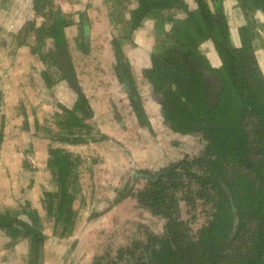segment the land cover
Returning a JSON list of instances; mask_svg holds the SVG:
<instances>
[{
	"label": "rangeland",
	"instance_id": "374dc122",
	"mask_svg": "<svg viewBox=\"0 0 264 264\" xmlns=\"http://www.w3.org/2000/svg\"><path fill=\"white\" fill-rule=\"evenodd\" d=\"M77 1L80 0H49L46 8L48 15L45 16L42 10L39 12L33 8L31 0H0V72L5 79L2 85L4 95L1 118H8L6 123L0 121V213L7 211L29 222L27 214L31 212L33 204L38 221L36 227L44 236L43 264H85L96 253L111 252L128 240L134 241L140 236L144 238L147 231L160 233L164 220L146 215L128 197L134 188L136 165L131 160L133 153L136 152V160L139 158L137 156L142 158L136 167L147 168L154 173L166 161L158 159L146 163V156L167 152L178 158L199 150L196 139L188 136L174 137L175 141H169L173 135L166 131L167 126L160 120L148 85L143 84L142 80L137 79L141 99L145 101L150 116L156 115L157 128L164 134L166 132L168 139L154 142L146 133L143 134V140H140L137 136L139 127L127 119L130 114L127 108L120 105L111 108L114 103L110 101L117 97L119 91L115 89L109 72H106L109 67L114 68L115 64L112 56L114 46L110 40L114 36H121V48L133 65L138 66V62L144 60L149 45L160 35L159 31L162 34L169 26L165 17L161 19V26L157 25V18L146 17L138 28L129 33V24L125 22H128V13L136 1H105L109 7L103 6L101 0H81L80 4ZM86 1L90 2L85 8L91 23L88 27L83 23L81 31L78 18L80 13L77 10L83 8ZM186 1L191 4L192 0ZM223 1L225 3L222 7L228 19L232 40L236 43V30L246 19L236 6V0ZM211 6L221 7L213 2ZM57 9L65 14H61L62 20L58 22L70 19L73 25L65 29L64 35L80 82L85 78L89 92L99 98L98 103L106 106V112L115 119L116 122L110 119L114 124L107 123V129L112 130L116 125L118 129L127 131L119 135L118 140L115 137H102L97 132L99 125L90 118L86 123L92 128L78 125L80 121L77 118L84 114L75 110V93L64 88L60 71L47 51L55 43V35L44 38L49 26L58 23L53 13ZM253 16L260 32L254 43L255 55L264 75V19L259 12ZM203 47L205 51L213 53L210 42L204 43ZM16 72H19L18 78H12ZM44 72L53 82L49 83L48 75L45 78ZM134 72L136 78L138 68H134ZM53 99L61 102L63 108ZM65 109L73 112L69 113ZM21 113L24 116L20 117ZM16 114V117H10ZM145 147L150 148L149 151ZM55 148L70 154L69 158L74 165L72 175H77L76 179L71 174L67 178V189L73 196L69 221H66V213L60 216L57 214L56 173H51L53 170L48 167L52 155L50 150ZM19 165L22 171L15 172L13 168ZM19 173L23 175L21 185ZM31 177L34 182L33 191L28 186ZM48 191L52 192L51 200H47ZM179 205L181 211L187 210L183 202ZM195 212L197 218L193 223L194 228L207 216L201 207ZM30 258V241L27 236L21 232L12 234L0 230V264H31Z\"/></svg>",
	"mask_w": 264,
	"mask_h": 264
},
{
	"label": "trees",
	"instance_id": "16d2710c",
	"mask_svg": "<svg viewBox=\"0 0 264 264\" xmlns=\"http://www.w3.org/2000/svg\"><path fill=\"white\" fill-rule=\"evenodd\" d=\"M134 1L129 33L146 17L157 18L159 26L165 17L170 25L168 31H159L143 70L160 98L162 116L171 130L198 133L204 143L191 157L185 155L162 168L157 178L156 172H142L148 175L146 183L133 195L152 215L165 219L164 233H150L146 240L120 248L114 257L97 256L90 264H264V76L253 54L259 36L253 15L261 11L264 16V0H236L246 19L238 30L239 46L231 42L223 0H194V7L183 0ZM212 2L221 7L212 8ZM206 40L213 42L216 58L201 50ZM111 43L120 77L130 81L121 42L114 38ZM64 55L57 62L68 69L67 77L74 84L70 59ZM74 86L75 110L89 117L90 107ZM50 151L48 167L59 185L57 214L66 213L69 221L73 196L67 178L77 175H72L68 152ZM46 197L51 200L52 192ZM180 202L193 219L198 207L205 211L206 220L197 230L178 216ZM27 216L29 222L0 213V229L27 236L30 262L40 264L44 236L36 227L35 211Z\"/></svg>",
	"mask_w": 264,
	"mask_h": 264
},
{
	"label": "flooded vegetation",
	"instance_id": "af4514ba",
	"mask_svg": "<svg viewBox=\"0 0 264 264\" xmlns=\"http://www.w3.org/2000/svg\"><path fill=\"white\" fill-rule=\"evenodd\" d=\"M69 1V0H68ZM67 0H63V2H68ZM105 1L106 2H111L110 0H101V4L103 5V6H108L106 3H105ZM186 4H188L190 7H194L195 5H196V3H195V1L194 0H192L193 1V5H191V4H189L186 0H183ZM31 2L33 3V8H36L37 9V11H39L40 12V10H42L41 11V13H42V15H45V16H47L48 15V12H46V8L49 6V0H31ZM78 3L77 4H80V2H81V0L80 1H77ZM85 4H86V6H85ZM89 4H90V2H84V6H82L83 8H81V9H79V10H77V11H79V15H78V18H79V21H80V27H81V31H83V23L85 24V25H87V27H88V24H89V26H90V18H89V14L87 13V11H86V8L85 7H88L89 6ZM135 6H136V4H135ZM134 6V7H135ZM109 7V6H108ZM133 9V8H132ZM56 12H53L54 13V15L56 14V23L58 22V20H60L61 19V14L62 15H65L63 12H61L59 9H57V10H55ZM261 13V15H262V17H263V19H264V16H263V14H262V12L261 11H257V12H255V13ZM255 13H254V15H255ZM69 16H71V15H69ZM128 20H129V13H128ZM145 19V18H144ZM144 19L142 20V22L144 21ZM62 20V19H61ZM79 21H78V23H79ZM84 21V22H83ZM227 21H228V19H227ZM141 22V23H142ZM255 22H256V20H255ZM246 22H244V24H245ZM72 23H71V20L69 19L68 21H63V23L62 22H58L57 24H55V23H52L50 26H49V28H48V30H47V33L45 34V36H44V38H49V35H51V34H53V35H55V36H53V38H54V41H55V43H53V45H51V47H50V49L49 50H47L48 52H49V56L52 58V62L57 66V68L59 69V71H60V74H61V76H62V78H63V81H64V88H67L68 89V91H73L75 94H74V96H76V100H77V98H78V94H77V91H76V88H75V86H74V84H76V87L78 86L79 88H80V91H81V93H82V95H84V97H85V99H86V101H87V103H88V106L90 107V111H91V113H90V116L89 117H87L86 115H84V116H82L83 117V119H82V117H78L79 119H80V126L82 127H85L86 129H88L89 127H91V126H89V124H87L86 122H87V120H93L94 121V119H95V115L96 114H98V117L99 118H101V119H103V120H109L110 121V119L113 121V122H116L115 121V119H113V117H110L109 115H111V114H108L106 111H107V109H106V106H103L102 105V103L101 104H99L98 103V101H99V98L98 97H96V96H94L93 95V93H91L92 95H87V93H86V91H85V89H87V92L89 91V89L87 88V86H86V80H85V78L83 79V81L81 80V82H80V80H79V78H78V76H77V73H76V70L74 69V64H73V59H72V55L69 53V46H68V43H67V40L65 39V35H64V32H65V29L67 28L68 29V27L69 28H71L73 25H71ZM125 24L127 25V24H129V21L128 22H125ZM244 24H242V25H244ZM263 24V23H262ZM242 25H240V26H242ZM228 26H229V23H228ZM239 26V27H240ZM169 27H170V25L166 28V30L165 31H168L169 30ZM239 27L237 28V30H236V34H237V38H238V41L236 42V43H234L233 42V40H232V33H231V31H230V26H229V33H230V39H231V42H232V44L234 45V46H239L240 45V39H239V32H238V30H239ZM85 28V27H84ZM128 29H129V25H128ZM258 28H257V22H256V27H255V31H257V33L259 34L260 32L257 30ZM135 30V29H134ZM134 30H132L130 33H132ZM260 35V34H259ZM262 36V35H261ZM259 37V36H258ZM258 37H256V38H258ZM56 38V39H55ZM114 38H118V40H119V38H122L121 36H114L111 40H110V43L112 42V40L114 39ZM60 40V41H59ZM206 42H210L211 44H212V47H213V53H209L208 51H205L204 50V47H203V44L204 43H206ZM63 43V44H62ZM146 43V42H145ZM145 43L144 44H142L143 46L145 45ZM156 43H157V39L152 43V44H150L149 45V47H148V51L145 53L146 54V56H145V58H144V60H142V61H140V62H143L142 64H138V66H134L133 65V62H132V60L128 57V55L127 54H125V52H124V50H123V48H121V52H122V54H123V59H122V62L125 64V66H127V71H128V73H129V75H130V77H131V79H130V81H129V83H128V81H126V80H122L121 79V77H120V73H119V71H118V69H117V65H118V62H117V57H116V55H115V50H114V52H113V54H112V56L114 57V59H115V64H114V68L113 67H109V71H106V72H109V75H111V77L113 78V82H114V84H115V89L117 90V92H118V94H117V97H115L113 100H111L110 102L113 104L112 105V107L111 108H116L117 107V105H120V107H122V106H125L126 108H127V111L130 113V114H128V118L127 119H129L132 123H135L138 127H139V129H145V130H148V132H149V135L150 136H152L153 138H154V142H161V139H168V135H167V133L165 132V134L164 133H162L161 132V130L158 128V133H159V135H160V138L159 139H157L156 138V135H157V133H155V132H153V130L151 129V122H150V118L154 121V123H155V125H156V122H158L157 121V117H156V115L154 116V117H152V116H150V114L148 113V110H147V106L145 105V101H143L142 99H141V92H140V88H139V86H138V82H137V79H139L140 81L142 80V82H143V84H145V85H148V90H149V94H150V97H151V100L153 101V103H154V105H155V107H156V109H157V112H158V114H159V117H160V120H162V123L164 124V125H166L167 126V130L166 131H169V132H171L172 133V135H173V137H171V139L169 138V141L170 142H173V141H175V139L176 138H174V137H184V136H188V137H191V138H194V139H196V141H197V143L199 144V148H201V146L203 145V140L200 138V135L198 134V133H187V134H182V133H179V132H175V131H173V130H171V128H170V124L168 123V122H166L165 120H164V118H163V116H162V106H161V102H160V98L158 97V95L157 94H155V92H154V89H153V86L151 85V83L147 80V78L144 76V73H143V70L145 69V67H146V62H147V60L149 59V55H150V53H151V51L154 49V47H155V45H156ZM254 43H255V40H254V42H253V54H254V56H255V58H256V55H255V49H254ZM112 44V43H111ZM138 45H140L139 43H138ZM201 50L203 51V53L204 54H206L209 58H216V52H215V49H214V46H213V42L211 41V40H206V41H204L202 44H201ZM92 52V51H91ZM64 54H66L68 57H69V59H70V64L72 65V68H73V71H74V75H75V78H76V82L74 83V84H71V80H69V78L67 77V71H68V69L66 68V67H64V68H62L61 66H60V63H58L57 62V58L58 59H61V57L62 56H65ZM256 61H257V58H256ZM258 63V62H257ZM259 65V64H258ZM260 67V66H259ZM113 68V69H112ZM134 68L135 69H137L138 68V73H136L137 75H136V78L134 77V74L133 73H135L134 72ZM122 70V69H121ZM260 70H261V68H260ZM1 71V70H0ZM121 72V71H120ZM262 72V71H261ZM263 74V73H262ZM43 75L45 76V78L47 77V72H44L43 73ZM18 76H19V72H16V73H14V75L12 76V78L14 77L15 79H17L18 78ZM264 76V75H263ZM49 77V78H48ZM48 77H47V80L49 81V83H51V82H53L52 81V79H51V77L48 75ZM136 80V81H135ZM5 81V79L2 77V75H1V72H0V121H2L3 123L5 122L6 123V121H7V119L4 117V119L3 118H1L2 116V98H3V95H4V89H3V82ZM77 87V88H78ZM91 90V89H90ZM20 91L22 92V87H20ZM52 97V96H51ZM59 106H63V104L61 103V102H58L57 100H55V99H53ZM75 100V101H76ZM98 100V101H97ZM92 101H95L96 103H97V106H96V108H94L93 107V105H91V102ZM115 101H117V102H115ZM99 104V105H98ZM138 105V106H140L141 107V109H142V111H143V114H144V116L145 117H140L139 116V114L137 113V110H136V106L135 105ZM15 105H20V104H18V103H16ZM99 106V107H98ZM80 112V111H79ZM81 113V112H80ZM17 116V114L15 115V116H11L10 115V117L12 118V117H16ZM19 116V115H18ZM21 116H24V114L23 113H21V115H20V117ZM90 118V119H89ZM2 119V120H1ZM132 119V120H131ZM124 120V119H123ZM159 120V119H158ZM16 122L18 121V119H16L15 120ZM112 121H110L111 123H113ZM17 124H19V123H17ZM114 124V123H113ZM157 126V125H156ZM92 128V127H91ZM97 129V128H96ZM21 131H24V130H21ZM97 132H99V134H101L100 133V131L97 129ZM86 134H87V132H86ZM102 135V137H105V138H107L105 135H103V134H101ZM139 138H140V140H143L142 138V136H140L139 134L137 135ZM148 138H150V137H148ZM190 138V139H191ZM85 139H87V138H85ZM108 139V138H107ZM151 139V138H150ZM82 141H85L84 139H82ZM81 141V142H82ZM144 148V146L142 147V149ZM56 149V148H55ZM61 149V148H60ZM149 149L150 148H146L145 147V150L146 151H149ZM185 155H187V154H185ZM185 155H183V156H181V157H176V158H174V157H172L171 156V154L170 153H167V152H165V153H162L161 152V154H160V160H162V162H164V161H169V162H164V164L157 170V171H155L156 173H155V177L154 178H156V175L157 174H161V169L162 168H165V167H167L168 165H170V164H172V163H175V162H177V161H179V160H181ZM187 156H189V157H191V155H187ZM137 157H139V158H137V160H136V157H133V159H131V160H133L132 161V163L134 164V166L136 165H139V164H137V162H139V160H141L142 158H141V156H137ZM131 166H132V164H131ZM135 166V168H134V174H133V178H134V184L132 185L134 188H132V190H131V192H130V194H128V197H130L129 199H131V200H133L135 203H136V205H137V208L140 210V211H144L145 213H146V215H148V216H150V217H158V216H155V215H152L151 213H150V211L149 210H147L146 208H144V207H142L140 204H138V202H137V200H136V197L133 195V193L136 191V190H138V189H140L145 183H146V177H148V175L147 174H145V173H142L143 171H149V170H147V168H138V167H136ZM9 168V167H8ZM22 166L21 165H19V166H17L16 168L14 167L13 168V170L15 171V172H21L22 171ZM51 173H53L54 175H55V173L53 172V171H51ZM19 175L21 176V177H19L20 178V185H21V182H22V178H23V175H22V173H19ZM55 180L57 181V175H55ZM32 180H33V177H31V182L28 184V186H29V188L31 189V191H33V189H34V182H32ZM55 182V181H54ZM53 182V183H54ZM136 183V184H135ZM53 186V185H52ZM56 186H57V184H56ZM20 189H22V188H20ZM58 189H59V185L57 186V189H56V191H55V194L58 192ZM51 191V190H50ZM49 192V191H48ZM21 193H23V192H21ZM56 198H57V196H56ZM58 199V198H57ZM47 205H48V201H47ZM31 206H32V210H31V212L32 211H35L34 210V207H33V204L31 203ZM5 212H7V211H5ZM29 213V212H28ZM178 216L182 219V220H184V221H187V223H189V227L193 230V231H195V230H197L200 226H201V224L202 223H204V221L206 220H204L198 227H196V228H194L193 227V223H194V221L196 220V218H197V216H196V213H195V218L193 219V218H191V214L192 213H189L187 210L185 211V212H183V211H181L180 210V207H179V210H178ZM15 215V214H14ZM183 215H187V217L186 218H184V216ZM16 216V215H15ZM18 218H19V216H18ZM158 218H160V219H163L164 220V224L162 225V229H161V232L159 233H156V232H149L148 233V231L147 232H145V237L143 238V237H141L140 236V238H138V239H135L134 241H137V240H146V237L150 234V233H152L153 235H162L163 233H164V225H165V219L164 218H162V217H158ZM0 230H2V229H0ZM7 231L9 232V233H12L11 232V230H4V232L5 233H7ZM150 231V230H149ZM22 233V232H21ZM13 234V233H12ZM132 240V239H131ZM134 241H130V240H128L127 242H124V243H122V244H120L119 246H117L115 249H112L113 251H109V252H101V253H96V254H94V255H92V257H91V259L89 260V262H86L85 264H90L91 263V261H93V259H94V257H97V256H110V257H114L116 254H117V251L120 249V248H124V247H126V246H129V245H131ZM44 247V246H43ZM108 247V246H107ZM112 248V247H111ZM108 249V248H107ZM110 249V248H109ZM44 250V249H43ZM127 258V257H126ZM128 260V259H127ZM125 259H124V261L122 262V263H125ZM43 262H44V259H43V251H42V264H43Z\"/></svg>",
	"mask_w": 264,
	"mask_h": 264
},
{
	"label": "crops",
	"instance_id": "0c3cea01",
	"mask_svg": "<svg viewBox=\"0 0 264 264\" xmlns=\"http://www.w3.org/2000/svg\"><path fill=\"white\" fill-rule=\"evenodd\" d=\"M192 2L193 1L190 2L191 5H193ZM223 2L225 3V1H223ZM223 2H222V4H223ZM138 63H140V62H138ZM85 91H86L87 95H92L89 91L87 92V89H85ZM91 105H93V107L96 108L97 103L95 101H92ZM149 120H150L151 126H152L151 129L153 130V132L157 133L156 138L159 139L160 135L158 133L159 130H158L157 126L155 125L154 121L151 118ZM94 121L97 123V126L99 125L97 128L100 131V133L105 135L109 139H111L112 137H115L116 140H118L119 139V137H118L119 135H122L125 132H127V131L118 129L116 127V125H114V128L112 130L107 129V125L106 124L107 123H111V122L109 120H103V119L99 118L98 114L95 115ZM138 133L142 134V137H143V134L147 133V137H150L151 139H154L152 136L149 135L148 130H145L144 128L143 129H139ZM135 154H136V152L133 153V157H135L134 156ZM158 159H160V153H158V155H148V156H146L145 161H146V163H148V162L151 163L153 160L155 161V160H158ZM107 184L109 185V182Z\"/></svg>",
	"mask_w": 264,
	"mask_h": 264
},
{
	"label": "water",
	"instance_id": "95a60500",
	"mask_svg": "<svg viewBox=\"0 0 264 264\" xmlns=\"http://www.w3.org/2000/svg\"><path fill=\"white\" fill-rule=\"evenodd\" d=\"M158 176H159V174L156 175V178H157ZM40 264H42V258H41V260H40Z\"/></svg>",
	"mask_w": 264,
	"mask_h": 264
}]
</instances>
